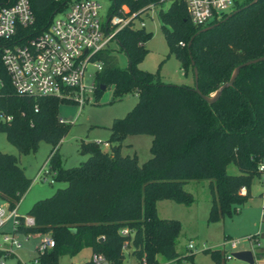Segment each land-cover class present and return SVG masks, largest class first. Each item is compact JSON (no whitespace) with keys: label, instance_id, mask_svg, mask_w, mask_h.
Returning a JSON list of instances; mask_svg holds the SVG:
<instances>
[{"label":"trees","instance_id":"1","mask_svg":"<svg viewBox=\"0 0 264 264\" xmlns=\"http://www.w3.org/2000/svg\"><path fill=\"white\" fill-rule=\"evenodd\" d=\"M161 1L111 0L109 12L125 5L127 13H134ZM250 1L232 0L228 12L214 15L204 25L191 24L184 0H171L166 9L156 11L168 53L184 75L190 71L192 76L196 67L197 87L204 96L228 81L235 66L264 56V0ZM52 4L53 0H30L36 32L51 18ZM150 35L144 27L129 26L116 34L126 68L116 65L110 49L96 54L102 69L94 76V95L101 87L112 86L114 97L134 93L137 102L123 117L112 120L107 141H81L78 150L87 158L68 168L60 166L57 154L70 127L57 116L58 104L64 101L17 95L0 52V115L8 116L0 121V133L18 153L35 151L42 140L50 144L48 171L54 173V182L65 183L29 206L33 227L17 229L51 236L53 246L38 256L39 264H58L60 257L74 256L83 248L101 254L108 264H123L127 246L138 264H157L158 255L180 262L185 256L178 257L174 249L179 223L160 219L157 201L191 205L193 197L183 184L207 179V219L217 220L250 196L251 181L259 175L257 163L264 157V61L241 67L233 84L208 104L194 93L193 85L164 83L158 72L138 68ZM128 134L151 136V156L142 164L135 155L119 152ZM101 144H107L108 151L101 150ZM229 164L238 173L228 174ZM31 181L14 155L0 152V201L8 209L14 208ZM122 228L127 235L120 234ZM208 254L216 264L223 259L217 250Z\"/></svg>","mask_w":264,"mask_h":264},{"label":"rangeland","instance_id":"2","mask_svg":"<svg viewBox=\"0 0 264 264\" xmlns=\"http://www.w3.org/2000/svg\"><path fill=\"white\" fill-rule=\"evenodd\" d=\"M103 7H106V0H98ZM171 0H162L159 5L152 8L146 14L142 15L141 20L144 22V28L151 33L150 37L144 42L147 52L143 59L138 63L140 70L158 72L160 81L168 84L193 85L190 71L187 72L189 77L183 74L181 65L172 54L168 53L161 30L156 11L164 10L168 7ZM111 53L115 56L116 65L120 68H126L125 54L118 49L117 45L112 42L108 45ZM88 72H92L93 67L88 66ZM90 78L84 76L83 83L89 85ZM112 86L100 91L97 96H89L80 109L77 105L61 102L58 104L57 116L65 123L70 124L68 132L60 140L57 154L59 164L63 168L77 166L87 158L86 154L80 153L78 146L81 141H98L104 142L109 138L108 128L114 118L123 117L127 111L132 109L136 104V95L127 93L126 95L116 98L113 96ZM151 136L149 134H128L121 142V155H135L137 163L142 164L150 156L149 145ZM101 150L108 151L107 147L100 145ZM51 150L50 144L40 141L35 151H27L24 154L18 153L15 146L12 145L5 136L0 133V152L12 154L17 159V164L22 168L25 175L31 179L36 175V171L41 167L46 169V161ZM228 174L238 173L236 167L231 164L226 166ZM46 179L34 178L23 196L19 213L24 214L27 203L34 198L40 200L52 195L55 190L65 185L64 182H49L52 178L51 173L47 174ZM207 179L198 181L190 180L185 182L183 188L193 197L191 205H180L164 199L156 202L157 216L162 219L177 220L180 226L178 238L175 243V252L178 257L191 255L183 258L178 264H216L211 258L208 251L217 250L223 255L220 264H244L237 259L226 260L225 254L235 250L248 249L250 243L247 237H252L253 252L255 261L253 264H264V213L263 201L258 196L261 191L260 184L256 177L251 181L250 196L246 202L234 206V212L230 215H223L217 220H208L207 215L210 207V191ZM0 204L4 202L0 201ZM31 205V204H30ZM12 229L11 220H7L1 227V231L10 233ZM17 241L21 246L15 250V255L22 261H28L35 256L34 246L39 242V237L34 234H28L26 239L22 234L16 235ZM238 239L239 243L235 249L228 245L229 240ZM191 240L192 249L188 251L187 244ZM129 246L123 249L125 256L123 264H138L135 256L130 255ZM90 260V250L83 248L74 256H62L58 264H85ZM157 264H177L171 260H164L161 255L156 257ZM14 260L10 259L7 264ZM105 264H108L107 262Z\"/></svg>","mask_w":264,"mask_h":264},{"label":"built area","instance_id":"3","mask_svg":"<svg viewBox=\"0 0 264 264\" xmlns=\"http://www.w3.org/2000/svg\"><path fill=\"white\" fill-rule=\"evenodd\" d=\"M107 1V0H106ZM186 12L192 25H204L211 21L214 15L220 16L228 12L232 0H184ZM111 0L103 7L98 0H53L51 18L47 24L36 32L33 28L34 16L30 0H0V52L1 63L10 79L14 91L20 96L41 97L48 96L60 99L70 104H76L80 109L95 90L94 76L102 69L101 61L95 56L102 50L108 49L112 42L116 44V34L129 26L142 28L144 22L142 15L153 8L148 4L134 13H127V8L121 6L115 13L109 12ZM140 14V19L136 16ZM88 66L93 67L88 72ZM89 77V85L83 83L84 76ZM8 116L0 115V121H7ZM61 119V118H60ZM61 121H63L61 119ZM107 147V144H103ZM47 165V161H46ZM260 184V198L263 201L264 213V157L257 163ZM48 166L40 168L36 178L46 179ZM240 194L244 189L239 190ZM16 206V205H15ZM8 209L6 204H0V264H39L38 256L53 246V241L48 233H27L17 231L21 225L24 228L33 227V218L19 215L16 207ZM11 220L10 233L1 231L7 220ZM121 235H127L126 228L120 229ZM17 234H22L25 239L28 234L39 237V242L34 246L35 256L28 261H22L15 255V250L21 244L16 239ZM250 243L248 250L253 253L254 241L247 237ZM238 239L229 240L228 245L235 249ZM188 248H192L189 242ZM235 252V251H232ZM232 252L225 254L226 260L233 259ZM91 264H105V258L97 253L90 254ZM85 262V264H87ZM254 263V262H253ZM77 264V263H73Z\"/></svg>","mask_w":264,"mask_h":264},{"label":"water","instance_id":"4","mask_svg":"<svg viewBox=\"0 0 264 264\" xmlns=\"http://www.w3.org/2000/svg\"><path fill=\"white\" fill-rule=\"evenodd\" d=\"M255 1L256 0H251L250 4L254 3ZM203 29L206 30L207 27L203 28ZM260 61H264V56L253 58V59H248L247 61L243 62L242 64L235 66L232 69L229 78L227 79L228 81L219 85L218 88L210 96H204L199 92L198 87H197V81H196L197 80V70H196V67H193V69H192L193 91H194V93H197L199 95V97L202 98L206 103L212 104V103H214L215 100L218 99V96L220 95V93L223 89L228 88L233 84L234 78L238 74L241 67L247 66L248 64L260 62ZM190 64H192V62H190ZM101 90H103V87H101ZM97 239L99 241H101L100 237ZM253 255L254 254L251 253V251L248 249L235 250V252H232L233 259H237V260L243 262L244 264H253V262H254Z\"/></svg>","mask_w":264,"mask_h":264},{"label":"crops","instance_id":"5","mask_svg":"<svg viewBox=\"0 0 264 264\" xmlns=\"http://www.w3.org/2000/svg\"><path fill=\"white\" fill-rule=\"evenodd\" d=\"M186 76V78H188L189 79V77H188V75L186 74L185 75ZM41 168V167H40ZM40 168L36 171L37 173H38V171L40 170ZM37 173H36V175H37ZM36 175L33 177V179L34 178H36ZM32 179V180H33ZM23 196H25V194L23 195ZM23 196L20 198V200L18 201V203L16 204V212L18 213V211H19V209H20V203H21V200H22V198H23ZM258 196L260 197V191L258 192ZM37 197H34V198H32L30 201H29V203H27V205H26V208H25V210H24V214H22V213H19V215H26L27 214V211H28V209H29V206H30V204H32L34 201H36V200H38V199H36ZM160 219H162V218H160ZM189 242H191V240L189 241ZM189 242H188V244H189ZM188 244H187V248H188ZM190 249H192V248H188V251L190 250ZM185 257L186 256H189V255H184ZM183 256V257H184ZM191 256V255H190ZM183 257H181V258H183ZM181 262V261H180ZM172 263H179V262H175V261H172Z\"/></svg>","mask_w":264,"mask_h":264}]
</instances>
